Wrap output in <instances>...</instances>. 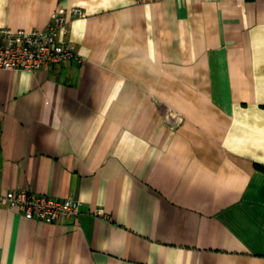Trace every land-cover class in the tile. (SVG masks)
<instances>
[{"label": "crops", "instance_id": "0c3cea01", "mask_svg": "<svg viewBox=\"0 0 264 264\" xmlns=\"http://www.w3.org/2000/svg\"><path fill=\"white\" fill-rule=\"evenodd\" d=\"M72 7L76 59L0 70V198L79 213L0 200V264H264V0H0V27Z\"/></svg>", "mask_w": 264, "mask_h": 264}, {"label": "built area", "instance_id": "2783aa9c", "mask_svg": "<svg viewBox=\"0 0 264 264\" xmlns=\"http://www.w3.org/2000/svg\"><path fill=\"white\" fill-rule=\"evenodd\" d=\"M82 15L80 7H72L55 11L43 29L25 31L0 27V70L36 71L76 59L75 50L65 35L69 20ZM0 200L25 217L46 223L75 218L80 205L78 200L58 199L26 189L10 193ZM96 214H103V210L98 208Z\"/></svg>", "mask_w": 264, "mask_h": 264}]
</instances>
